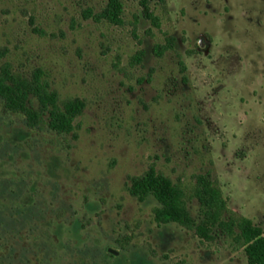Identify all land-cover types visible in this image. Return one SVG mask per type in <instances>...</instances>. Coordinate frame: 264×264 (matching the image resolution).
<instances>
[{
  "label": "rangeland",
  "instance_id": "rangeland-1",
  "mask_svg": "<svg viewBox=\"0 0 264 264\" xmlns=\"http://www.w3.org/2000/svg\"><path fill=\"white\" fill-rule=\"evenodd\" d=\"M107 2L0 0V66L44 67L62 99L87 100L71 134L0 102V264H248L231 237L158 225L157 201L127 183L151 164L185 181L213 169L229 207L264 229V0H157L161 28L139 0H123V25L83 17ZM169 36L175 50L156 56ZM213 90L226 125L204 107Z\"/></svg>",
  "mask_w": 264,
  "mask_h": 264
},
{
  "label": "trees",
  "instance_id": "trees-1",
  "mask_svg": "<svg viewBox=\"0 0 264 264\" xmlns=\"http://www.w3.org/2000/svg\"><path fill=\"white\" fill-rule=\"evenodd\" d=\"M155 1L139 0V4L143 17L153 27L161 28L162 19L153 8ZM124 10L123 0H108L99 12L85 9L83 17L123 25ZM175 41V37L169 36L164 43L155 44V55L163 57L166 52L175 50ZM194 52L193 49L187 50L189 55ZM143 54L141 50L136 52L130 64L141 63ZM178 65L183 81L187 82L188 68L179 53ZM0 102L4 113L23 116L28 127L58 134L75 132L76 120L87 107V100L82 97L62 99L53 88L50 72L44 67L24 71L17 69L10 61L0 66ZM127 191L140 202L150 197L157 201L153 218L158 225L176 223L204 241H212L218 234L226 235L244 248L248 264H264V229L253 219L229 207L223 186L213 169L200 172L193 179L185 181L182 178L175 180L151 164L142 174L130 176ZM193 199L199 203L197 215L192 214L189 206ZM110 255L114 256L113 253Z\"/></svg>",
  "mask_w": 264,
  "mask_h": 264
},
{
  "label": "crops",
  "instance_id": "crops-1",
  "mask_svg": "<svg viewBox=\"0 0 264 264\" xmlns=\"http://www.w3.org/2000/svg\"><path fill=\"white\" fill-rule=\"evenodd\" d=\"M212 89H214V88H212ZM228 101H229V99L227 96L218 97V95L216 94V91L213 90L212 92H210V94H209V96L206 99L205 104H204V107L206 108L210 117H212V119H214V120H218L221 123V125H226L227 119H226V116L222 115L223 113L221 112V110H219L217 108H219L221 106V103H225ZM238 101H239V97H237L234 100H230V103L237 104ZM216 111H218V115H217ZM213 112H216V114H213Z\"/></svg>",
  "mask_w": 264,
  "mask_h": 264
}]
</instances>
